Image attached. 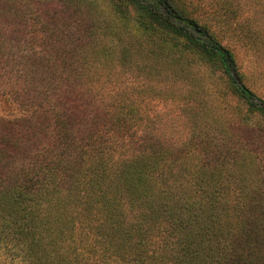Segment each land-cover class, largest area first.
<instances>
[{
  "label": "trees",
  "instance_id": "trees-1",
  "mask_svg": "<svg viewBox=\"0 0 264 264\" xmlns=\"http://www.w3.org/2000/svg\"><path fill=\"white\" fill-rule=\"evenodd\" d=\"M192 3L0 0V264H264V100Z\"/></svg>",
  "mask_w": 264,
  "mask_h": 264
},
{
  "label": "rangeland",
  "instance_id": "rangeland-1",
  "mask_svg": "<svg viewBox=\"0 0 264 264\" xmlns=\"http://www.w3.org/2000/svg\"><path fill=\"white\" fill-rule=\"evenodd\" d=\"M191 1L192 7L199 11L201 21L210 27L222 46L233 52L237 67L245 76V85L264 100V0H230V4H226V0ZM188 10L194 9L189 7ZM192 71L189 78L196 83L222 88L220 82L214 81L217 76L214 77L208 68L198 65ZM219 100L220 103L213 102V106L217 107L216 113L226 125L239 113L244 115L235 99L226 95ZM154 110L157 118L165 121L167 118L170 126H173L171 116L180 112L177 105H166L163 101L155 104ZM21 115L22 112L15 106L0 102L1 117L15 118ZM257 121L260 123L259 119Z\"/></svg>",
  "mask_w": 264,
  "mask_h": 264
}]
</instances>
